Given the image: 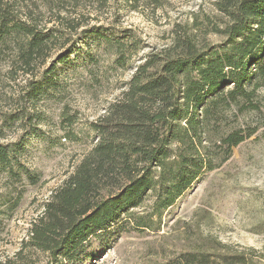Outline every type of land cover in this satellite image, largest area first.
<instances>
[{
	"label": "trees",
	"instance_id": "16d2710c",
	"mask_svg": "<svg viewBox=\"0 0 264 264\" xmlns=\"http://www.w3.org/2000/svg\"><path fill=\"white\" fill-rule=\"evenodd\" d=\"M211 1L221 17L213 29L224 38L220 46L201 50L184 32L170 47L135 59L141 45L129 29L93 26L80 31L39 79L28 84L24 102L31 104L58 91L60 76L73 73L77 65L89 72L98 63L99 51L108 53L110 69L133 66L119 96L90 124L92 147L31 224L29 245L50 260L60 264L88 260L93 244L104 248L127 232L130 221L134 229H158L163 214L218 167L214 156L227 160L232 149L252 135L241 129L218 130L232 106L264 85V0ZM11 36L21 38L18 53L25 66L41 57L51 38L4 14L0 43ZM21 114L9 116L10 123H34L18 143L0 145V172L37 184L39 176L20 159L25 138L39 132V120ZM147 201L149 211L137 215L134 210ZM222 261L245 260L230 256Z\"/></svg>",
	"mask_w": 264,
	"mask_h": 264
},
{
	"label": "rangeland",
	"instance_id": "374dc122",
	"mask_svg": "<svg viewBox=\"0 0 264 264\" xmlns=\"http://www.w3.org/2000/svg\"><path fill=\"white\" fill-rule=\"evenodd\" d=\"M4 14L51 38L28 66L19 58L20 37L0 43V145L18 143L34 123H10L9 116H22V111L39 120V132L25 138L20 159L39 176L38 183L0 172V264H60L29 245L31 224L92 147L90 124L119 96L133 66L110 69L108 53L99 51L89 72L77 65L60 76L58 91L31 104L24 102L28 84L84 29H129L141 45L135 59H142L170 47L184 32L201 50L220 46L224 38L213 29L221 17L211 0H0ZM231 108L218 131L241 129L252 135L227 160L215 155L218 167L163 214L158 229H134L130 221L127 232L104 248L93 244L87 250L92 257L79 264H197L200 258L204 264H223L230 256H244L243 264H264V85ZM68 119L74 120L71 125ZM149 206L147 201L134 212L146 214Z\"/></svg>",
	"mask_w": 264,
	"mask_h": 264
}]
</instances>
